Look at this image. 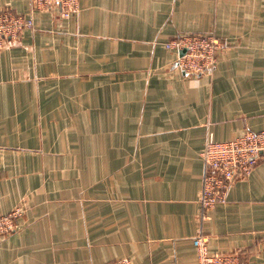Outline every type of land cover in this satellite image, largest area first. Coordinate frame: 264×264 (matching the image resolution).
I'll use <instances>...</instances> for the list:
<instances>
[{
    "label": "crops",
    "instance_id": "1",
    "mask_svg": "<svg viewBox=\"0 0 264 264\" xmlns=\"http://www.w3.org/2000/svg\"><path fill=\"white\" fill-rule=\"evenodd\" d=\"M0 51V264H198L193 239L264 264V154L200 220L201 152L264 129V0H79ZM29 13L30 0H0ZM181 33L222 42L177 66Z\"/></svg>",
    "mask_w": 264,
    "mask_h": 264
},
{
    "label": "built area",
    "instance_id": "2",
    "mask_svg": "<svg viewBox=\"0 0 264 264\" xmlns=\"http://www.w3.org/2000/svg\"><path fill=\"white\" fill-rule=\"evenodd\" d=\"M80 10L79 0H30L29 13L11 8L0 11V51L7 40L17 39L26 28L34 27V13L49 11L56 17L66 18ZM177 51L176 64L189 73L209 72L215 66L222 48L221 40L213 33H181L166 43ZM181 49H186L180 54ZM264 154V129H246L240 136L218 141L208 131L201 152L204 174L200 191V220L209 218L210 210L218 203L228 201L234 183L247 178ZM26 207L17 204L8 213L0 214V236L16 230ZM198 264H244L239 251L211 252L208 236L200 232L193 239ZM109 264H134L129 257Z\"/></svg>",
    "mask_w": 264,
    "mask_h": 264
},
{
    "label": "water",
    "instance_id": "3",
    "mask_svg": "<svg viewBox=\"0 0 264 264\" xmlns=\"http://www.w3.org/2000/svg\"><path fill=\"white\" fill-rule=\"evenodd\" d=\"M185 51H186V49H181L180 54H181V55L184 54Z\"/></svg>",
    "mask_w": 264,
    "mask_h": 264
}]
</instances>
